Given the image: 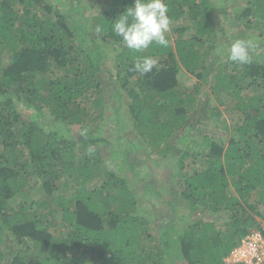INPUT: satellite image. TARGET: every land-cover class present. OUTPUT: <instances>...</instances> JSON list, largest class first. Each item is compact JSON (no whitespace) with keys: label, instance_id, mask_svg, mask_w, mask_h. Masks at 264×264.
<instances>
[{"label":"trees","instance_id":"16d2710c","mask_svg":"<svg viewBox=\"0 0 264 264\" xmlns=\"http://www.w3.org/2000/svg\"><path fill=\"white\" fill-rule=\"evenodd\" d=\"M227 1L235 39L260 41L244 66L214 65L226 34L217 0H165L171 22L189 26L143 52L111 29L133 0H103L91 18L70 0L68 11L60 0H0V264H226L241 238L262 231L264 0ZM107 49L143 166L113 144L123 136H100L116 115L103 97ZM140 56L158 59L144 76L132 70ZM182 69L202 82L183 88ZM205 86L233 100L240 124L229 137H184Z\"/></svg>","mask_w":264,"mask_h":264},{"label":"rangeland","instance_id":"374dc122","mask_svg":"<svg viewBox=\"0 0 264 264\" xmlns=\"http://www.w3.org/2000/svg\"><path fill=\"white\" fill-rule=\"evenodd\" d=\"M60 1L66 5L65 8H68V9H66L67 11L70 10V7H69V5H67L66 0L65 1L60 0ZM70 1L77 7L75 9H80L81 13L83 12L82 14L87 13L89 15V18L100 13L101 10L106 8V5L103 3V0H70ZM217 1H218L217 3L219 4L220 9L225 10L224 14H218L219 16L217 17V21L219 22V24L221 26H223V29H225L224 33H226V34L220 40L223 43V45L220 48L219 53L217 54L216 50L212 52V54L215 55L216 60H218L215 62L214 65H217V63L225 62L228 60L227 49L230 46V44L234 40H236L235 35L237 32V29L233 30L234 29L233 25H235L236 22H235V20H233L232 15H234V13H236V12L232 11L233 9L231 8V6H232L231 3H229L227 0H226L227 3L225 0H217ZM239 1L240 0H234V2H237L238 4H240ZM86 6H89L90 8L89 7L86 8ZM77 15H79V14H77ZM229 21H231L232 26H230L231 24H228ZM186 26H189V23L185 20H180L178 22H171L170 31L167 33V35L169 37H172V39H173L176 37L173 29L176 27L184 28ZM190 34H192L191 28H189L186 31H184L183 33H181L180 37L181 38H187L190 36ZM252 35H254V32H253V34H251L250 37L254 38V40H256L258 34L257 35L255 34V36H253V37H252ZM177 36H179V35H177ZM257 43L259 45L260 41ZM106 51H107V57L104 60L105 72H103L101 74L102 79L105 81V84L102 86L103 97L105 99L104 101H106V102H109L111 100L116 101V103L113 104V108L115 110L116 115H114L113 119H111L110 121L105 122L106 123L105 127H104L105 130L102 134H100V136H102L104 138H106V137L111 138V137H115L117 135L123 136L124 138L122 137L121 140L113 141V144L116 145V147H118V148H125V146H126L127 149H129V150L131 149V159H133L136 163H139L138 164L139 166H141V165L143 166V162L140 161V155L139 156L137 155V154H139V153H137V151H141V149H139V147H138L139 146V142H138L139 139H138L137 135L135 134V132L132 128L128 129L129 121L126 119V116H125L126 112H127L126 106L124 103L125 102L124 101L125 96L122 95L121 97L117 98V96L115 95V97H114V87L111 85V83H113V85L115 87H117V83L115 82L116 80L114 79V70L112 69V67L114 65V54H113V51H111L110 49H107ZM210 58H211V56L208 57V61H210ZM181 73H182V75L179 76V80L181 82V86L185 89L191 90L195 84L202 82V81L198 80L197 78H195L194 76L186 73V71L184 69H182ZM113 97L115 98V100H113ZM118 99H120V101H117ZM221 101H218L217 98L214 96V94L211 92V90L205 86L203 88V92L198 97V101H197V105H196V112L194 113V116H193V119L191 122V126L188 129V130H192L194 132L192 135L185 134L184 137L190 138V136H193V135L200 137V136H203V134L206 131H211V129H213V132L216 134V136L219 135L222 137H229L230 136L229 134H231V131L234 130L235 127L240 124V122L237 121L238 114L235 113L234 111H231V107L233 108V106H234L233 100H231V99L224 100L221 98ZM119 102H121V103H119ZM110 114H113L112 111ZM123 120L125 121V124L123 123ZM126 121H127L128 125H126ZM39 122H40L41 126H43L44 128H47V130L53 131L55 129V127L53 125H51L49 120H46V121L43 120V121H39ZM222 122H224V124L226 126V129H227L226 131L222 128L223 127ZM118 123H120V124H118ZM56 127H57V125H56ZM90 127H86V128L90 129L94 134L96 132V131H94V129H95L94 126H92V128H90ZM64 129H65V131H68V133H66V135H68L70 133V131L73 134H75V132H76L75 127H69V128L66 127ZM83 132H84V130H83ZM97 134H98V132H97ZM97 134H95V135H97ZM126 143H129L130 147ZM179 144L181 145V148H182L183 144H181L180 142H179ZM183 148H185V146ZM168 161H170V160L168 159ZM159 165H161V164H157L154 169L157 170ZM169 165H172V166L167 167L168 171L173 172L174 171L173 167H175L174 162L172 163L170 161ZM164 185L165 186L169 185V182L161 184V186H164ZM170 188H171L170 186H167L166 191L169 192ZM163 206L164 205H158L157 207L154 208V211L150 213L152 218L149 220L151 222H156V220L158 218L160 219L162 217V215L165 211V208ZM257 220L259 221V219H257Z\"/></svg>","mask_w":264,"mask_h":264},{"label":"clouds","instance_id":"9594fccd","mask_svg":"<svg viewBox=\"0 0 264 264\" xmlns=\"http://www.w3.org/2000/svg\"><path fill=\"white\" fill-rule=\"evenodd\" d=\"M168 13L165 0H133V6L112 24V34L120 39L123 47L134 52H143L153 44L166 48L169 46L166 34L171 26ZM96 30L101 31L100 27ZM256 47L254 38L236 39L227 49V58L240 66L247 65ZM157 64L156 57L140 56L132 70L144 76L151 73Z\"/></svg>","mask_w":264,"mask_h":264},{"label":"built area","instance_id":"2783aa9c","mask_svg":"<svg viewBox=\"0 0 264 264\" xmlns=\"http://www.w3.org/2000/svg\"><path fill=\"white\" fill-rule=\"evenodd\" d=\"M240 239L224 260L226 264H264V223Z\"/></svg>","mask_w":264,"mask_h":264}]
</instances>
